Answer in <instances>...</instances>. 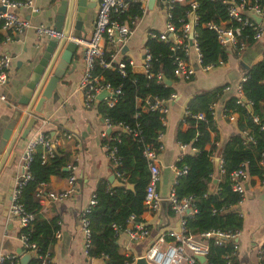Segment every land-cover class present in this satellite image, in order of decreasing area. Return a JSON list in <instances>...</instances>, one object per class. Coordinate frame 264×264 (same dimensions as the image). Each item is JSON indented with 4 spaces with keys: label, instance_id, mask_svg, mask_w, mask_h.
Wrapping results in <instances>:
<instances>
[{
    "label": "trees",
    "instance_id": "obj_1",
    "mask_svg": "<svg viewBox=\"0 0 264 264\" xmlns=\"http://www.w3.org/2000/svg\"><path fill=\"white\" fill-rule=\"evenodd\" d=\"M196 9L198 18L194 24L196 38L201 50V64H217L225 61L231 52L229 48L221 45L212 29L204 26L208 20L219 22L227 20V4L219 0H197ZM264 4V2H262ZM190 9L188 3H175L171 13V20L176 27L188 20L187 12ZM136 10L141 14L137 4L121 14L126 17ZM127 16V17H128ZM0 19V26L2 25ZM233 23V22H232ZM244 32L252 35L251 27H244ZM5 35L0 30V43ZM254 42L252 36L248 43ZM173 42L159 40L156 37H148L145 46L150 52L148 72L153 76H147V72L134 69L128 62V57H122L125 61L124 71L121 72L116 63L112 67H106L94 63L92 74L101 76V82H108L112 87H120V92L114 94L115 101L107 104V98L100 99L98 110L111 124L120 127L110 130L104 137L103 143L115 146L117 164L111 165V170L120 172L125 177V183H132V187L125 185H110L107 180L100 179L96 186V203L91 206L87 215L91 232V243L88 247V257H102L101 264H123L126 256L121 252L118 242V233L123 229L126 219L134 214L135 220H140L143 211L144 190L149 178L147 160L143 154L146 145H157L158 134L163 132L164 124L161 122L163 113L158 108H151L150 103L155 97L166 100L171 92L175 91L174 85L166 84L156 78L161 72L172 82L178 77L174 73L175 54L185 57L181 46L171 48ZM111 50L104 52L106 59L110 58ZM247 77L241 82L244 97L250 101V106L237 101L234 93L224 100L227 112L237 114V132L231 133L227 140L218 148V126L213 114L208 110V105L217 101L223 93V85H217L210 89H202L196 92L188 101L190 110H204L205 119L196 120L188 116V127L177 131V139L190 143L198 148L196 152L185 153L176 162L180 168L187 166L186 172L176 177L174 184L178 197L192 195L197 212L186 218V227L189 233L199 234L210 229L241 231L244 224L243 216L235 211L234 205L239 200V193L232 189L230 172L246 161V169L249 175L261 176L262 168L259 164L261 153L264 152V128L260 122L253 120V115L261 119L264 113V58L253 63L246 70ZM146 100H148L146 102ZM162 105L166 106V102ZM247 130L254 142H244L242 131ZM212 132L216 133L212 136ZM47 135L50 137L49 133ZM218 148L223 159V174L217 175V184L213 190L209 189V182L213 178L214 161L211 152ZM41 144L35 146L28 164L29 179L22 185L19 200L24 208L33 213V218L28 225L22 226L19 234L25 233L29 242L36 244V255H33L27 264H41L38 256L49 252L56 240L55 233L59 229L57 218L47 219L41 214L42 205L36 195L37 187L48 182L52 175L67 177L72 173L69 166L71 150L64 142L57 144L52 154H45ZM110 160V164H111ZM121 180L120 178H118ZM123 181V180H122ZM234 207V208H233ZM171 214V210H169ZM112 223H115V228ZM209 249L206 253V261L209 264H224V255L230 249L233 241L226 244H217L214 238L208 240ZM23 252L28 250L22 246ZM15 254V253H14ZM19 255L5 257L2 264H18ZM90 264V263H89ZM192 264H199L195 261ZM258 264H264V243L261 245V256Z\"/></svg>",
    "mask_w": 264,
    "mask_h": 264
},
{
    "label": "crops",
    "instance_id": "obj_2",
    "mask_svg": "<svg viewBox=\"0 0 264 264\" xmlns=\"http://www.w3.org/2000/svg\"><path fill=\"white\" fill-rule=\"evenodd\" d=\"M98 1V0H97ZM40 8L38 12L28 9H19L17 13L29 17L33 23L45 22L53 24L58 0H34ZM145 11L133 25V32L125 44L120 41L105 43L104 48L117 51L116 58L128 57L133 61V67L141 65L143 49L148 30H164L166 18L160 0H155L152 7H148V0H144ZM97 2L93 8L86 11L82 26L84 36L88 37L92 29ZM128 16V15H127ZM126 16V17H127ZM124 17L125 19H127ZM131 24V23H130ZM262 35L249 44L240 54L230 52L227 60L211 67L208 70L196 69L188 79L178 78L172 84L177 96L167 102L165 112V126L162 132V149L158 153L160 180L157 189L162 198H165L172 188L177 174L174 165L182 150L177 142V131L185 130L188 125L181 121L189 99L199 90L210 89L217 85L235 83L255 62L262 58L264 51V20H262ZM4 34V31L1 30ZM41 40L33 28H25L20 32L10 34V39L0 43V54L9 53L11 64L7 69L8 78L1 90L7 100L0 101V136L3 128L10 122L17 107L24 108L18 102V90L22 81V73L26 71L30 60L35 57L36 48ZM125 48L123 49V47ZM194 56L192 60H194ZM191 60V58H190ZM85 69L82 48L78 45L75 52V66L58 85L55 98H49L43 104V111L37 116L36 123L30 134L21 138L25 120L23 113L18 120L12 134V140L0 152V253H15L22 249L19 232L22 227L18 218L9 211V202L12 189L18 179L21 168V156L28 137L40 125L41 119L47 122L41 125L44 132L50 137L57 138L58 143H66L71 150L70 164L72 173L76 176L74 190L62 199H51L46 196L40 198L41 214L47 218H57L59 223L56 240L51 247V256L55 264H101L102 257L88 258L83 247V232L80 226V212L88 203L90 196L100 179H105L112 185L110 176L113 174L111 164L105 154L101 131L105 129L104 117L98 110L99 98L86 104L84 94L78 88L79 81ZM135 69V68H134ZM198 70V71H197ZM225 92L222 101L229 96ZM199 111V110H198ZM39 117V118H38ZM215 120L218 126L216 143L221 146L231 133L237 132L235 120H229L222 112V102L215 106ZM115 129V128H114ZM19 130L18 135L16 131ZM69 134V136L65 135ZM216 133L212 132V136ZM69 187L67 177L52 175L45 183V191H63ZM247 195L239 205L244 219L243 228L239 233V249L236 264H258V249L264 243V183L259 175H250L246 182ZM171 210L168 205V212ZM159 212V210H158ZM158 212L142 211L140 217L151 226V237L143 241H131L125 232L118 233V242L121 252L131 251V255H139L155 237L169 227L178 225V217L169 212V223L155 228Z\"/></svg>",
    "mask_w": 264,
    "mask_h": 264
},
{
    "label": "built area",
    "instance_id": "obj_3",
    "mask_svg": "<svg viewBox=\"0 0 264 264\" xmlns=\"http://www.w3.org/2000/svg\"><path fill=\"white\" fill-rule=\"evenodd\" d=\"M227 4L226 10L228 14L227 20H221L216 22L214 20H208L204 23L209 29H212L218 42L229 48L231 52L240 54L248 45V39L250 36L255 40L259 39L262 35L263 27L262 20H264V0H219ZM161 6L165 13L166 24L164 30H148L146 32V39L148 37H156L159 40L171 41L172 49L177 46H181L185 57L179 54H175V68L174 73L178 78L188 80L196 71L192 57L194 56L195 62L198 68L202 70H208L211 67L222 63L220 60L217 64H201V50L198 45L196 38V32L194 30V24L198 18L196 9L198 6L197 0H160ZM175 3H188L190 9L187 12L188 20L181 26L176 27L171 20V10ZM134 4L138 5L141 10V14H138L136 10L131 12L128 17L121 18V14L129 10ZM0 5L4 6V10H0V19H2V25L0 30L4 31L5 40L10 39V34L13 32L23 31L25 28H33L39 35V38L49 36H62V31H57L50 24L45 22L33 23L29 17L21 16L17 13L19 9H28L30 12H38L39 6L35 4L34 0H0ZM144 0H98L95 16L92 21L91 33L88 37H74L72 34L68 36L69 39L75 41L82 48V54L84 58L85 69L83 75L79 81L78 88L83 91L84 99L86 104L92 102L101 90H107L109 95L104 97L107 98V104L112 105L115 101L114 94L120 92V87H112L108 82H101V76L92 74V68L96 60L106 67H112L113 63L117 64V67L121 72L124 71L125 61L117 59L115 50L112 48H104V44H111L116 41H120L125 44L126 40L130 37L133 32V25L142 16L145 11ZM253 14L260 17V21H257ZM192 17V18H191ZM233 22V23H232ZM131 23V24H130ZM249 26L253 30L252 35L244 32V27ZM192 30V33H191ZM117 37V39H116ZM124 46V45H123ZM111 50L110 58L104 57V52ZM150 52L144 45L143 57L141 59V66L143 71L147 72V76H153L152 73L148 72V66L150 61ZM191 58V60H190ZM264 58V51L262 53ZM261 58V59H262ZM128 62L133 65V61L128 58ZM11 64V55L9 53L0 54V101L7 100L6 94L1 90V87L5 85L8 78L7 69ZM247 77L246 72L240 77V79L233 86L232 84L223 85V93L220 98L208 105V110L215 114V106L217 103L222 102V112L229 120H235V112H227L222 101V96L225 92L232 91L237 96V101L250 106V101L247 100L241 89V82ZM156 78L159 81H164V77L161 72L156 74ZM177 96L175 91L171 92L169 97L164 100L159 97H155V101L150 103L151 108H158L162 113L161 122L165 125V112L167 105H162L164 102H169ZM148 100H146L147 102ZM205 111H191L188 106L185 107V111L181 121L188 125L186 118L192 116L196 120L205 119ZM215 118V117H214ZM255 122H260V127L264 128V113L261 119L258 115H253ZM47 119H41L40 125L37 129L28 137L24 150L21 156V168L20 174L17 175L18 179L12 189L9 202V211L12 215L16 216L22 226L28 225L30 220L33 218V213L24 208L23 204L19 200L20 191L22 185L29 179L30 172L28 170V164L31 159V154L37 144H41L44 147L43 157L46 158L45 154H52L54 147L59 144L57 138H52L47 135L41 128V125L45 124ZM105 129L101 131V137L107 136V133L121 125L115 126L111 122L104 118ZM65 135L69 136V134ZM242 135L244 142H254L252 135L247 131L243 130ZM162 132L158 134L157 145H146L143 149V154L147 160V168L149 172V178L144 190L143 197V211L147 210L150 212H158L160 208V202L162 196L159 194L157 185L160 180V169L158 164V153L163 147L161 141ZM177 142L182 150L178 160L182 158L185 153H193L198 150L197 147L187 142H182L177 139ZM218 146V144L216 143ZM105 148V154L108 160L112 161L111 165L117 164L115 155L116 147L110 146L103 143ZM220 146H218L219 148ZM216 148L211 152V158H218L217 168L218 174H223V159L219 149ZM260 166L262 168L261 181L264 183V152L261 153ZM177 160V161H178ZM70 168H73V164H69ZM175 173L178 175L183 174L187 170V166L178 167L174 165ZM114 174V173H113ZM217 174V175H218ZM114 176L120 178L121 181H125V177L120 172H115ZM230 180L232 189L239 193V200L234 205L235 211H238L241 215L242 212L237 207L245 199L247 195L246 182L249 178V173L246 169V161L241 162L240 166L233 169L230 172ZM214 177V173H213ZM69 187L63 191H45V182L41 183L36 189V195L39 198L44 196L51 199H62L71 193L76 184V176L71 173L68 176ZM176 182V180H175ZM174 182V184H175ZM174 184L170 188L167 196L165 197L168 201L169 208L177 215L178 225L176 227H169L164 231L160 232L153 241H151L143 252L139 255H131V251L127 250L123 254L126 256L123 264H132L137 257L144 256L149 262L153 264H192L198 261L199 264H209L207 261L200 262L197 259L198 255H205L208 252L209 244L208 239L214 238V242L217 244H226L227 241H233L230 249L224 255V264H236V257L239 249L238 237L240 231L210 229L199 234L189 233L186 227V218L188 215L197 212V207L193 203L192 195L178 197L175 193ZM96 203V192H93L88 200V203L80 212V226L83 232V247L84 252L87 254L88 247L91 243V232L89 228L88 211L91 206ZM116 228L117 225L112 223ZM125 232L128 239L131 241H143L151 237V226L146 223L141 217L140 220H135L134 214L129 215L126 219L123 229L119 232ZM58 233V232H57ZM19 239L22 246L27 247L26 253H32L36 255V244L29 242L28 237L25 233L19 234ZM258 260L261 256V247L258 249ZM13 253H0V264H2L5 257H13ZM41 258V264H55L52 256L49 252L44 255H38ZM88 257V254H87ZM89 258V257H88ZM206 260V259H205ZM20 264V262H18Z\"/></svg>",
    "mask_w": 264,
    "mask_h": 264
},
{
    "label": "water",
    "instance_id": "obj_4",
    "mask_svg": "<svg viewBox=\"0 0 264 264\" xmlns=\"http://www.w3.org/2000/svg\"><path fill=\"white\" fill-rule=\"evenodd\" d=\"M97 0H58L55 13L53 16V24L51 26L57 31H62V36H49L39 38L40 43L36 48L35 58L30 60L29 66L25 72L22 73V83L19 87L18 102L24 105V108H18L14 118L6 124L0 136V152L4 149L7 141L12 140L13 130L17 121L23 113V121L25 124L23 130L19 135L21 138L27 137L34 124L37 116L43 111V104L49 98H55L58 93V85L62 82L66 75H68L75 66V52L78 44L69 39L68 36L72 34L74 37H84V29L82 26L86 11L93 8ZM155 0H148V7H152ZM0 10H4V6L0 5ZM253 17L260 21V17L253 14ZM192 18V17H191ZM192 33V30H191ZM117 39V37H116ZM125 46L123 47V49ZM195 69L198 65L195 59L192 60ZM136 70H142L143 67L136 66ZM166 84H171L172 80L164 77ZM264 82V80H263ZM107 90H101L96 97L103 99L108 96ZM166 104H168L166 102ZM39 118V117H38ZM19 130L16 131L18 135ZM9 142L7 144H9ZM217 161L214 159V177L209 182V189L213 190L217 184ZM112 185H125L132 187V183H125L112 174L109 178ZM239 209V206L237 207ZM169 223L168 201L162 198L158 212V220L155 224L156 229L166 226ZM20 264H27L29 259L33 256L32 253L23 252V249H18ZM197 259L200 262H205V255H198ZM132 264H153L149 262L144 256H139Z\"/></svg>",
    "mask_w": 264,
    "mask_h": 264
},
{
    "label": "rangeland",
    "instance_id": "obj_5",
    "mask_svg": "<svg viewBox=\"0 0 264 264\" xmlns=\"http://www.w3.org/2000/svg\"><path fill=\"white\" fill-rule=\"evenodd\" d=\"M198 71V70H197Z\"/></svg>",
    "mask_w": 264,
    "mask_h": 264
}]
</instances>
